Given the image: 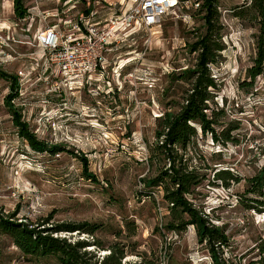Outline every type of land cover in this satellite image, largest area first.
Masks as SVG:
<instances>
[{
  "label": "rangeland",
  "instance_id": "rangeland-1",
  "mask_svg": "<svg viewBox=\"0 0 264 264\" xmlns=\"http://www.w3.org/2000/svg\"><path fill=\"white\" fill-rule=\"evenodd\" d=\"M87 1L23 0L32 19L29 36L50 26L66 33V26L85 9L96 14L94 21H103L134 2ZM188 1H179L157 29L137 30L108 49L104 54L107 78L100 85L108 82L103 90H110V94L92 96L86 88L68 91L61 88L53 69L44 72L39 67L30 81L14 88L15 99L9 103L37 141L64 149L57 154L37 153L17 135L4 104L11 92L10 83L0 80L1 213L16 214L15 219L22 222L50 219L43 225L46 228L95 225L98 229L92 236L78 232L53 236L70 242L88 240L85 250L100 260L114 247L124 252L121 264H138L141 255L156 264H206L201 261L210 254L206 243L197 241L194 227L178 235L161 231L168 215L167 204L160 191L145 190L141 183L156 172L157 164L147 162V145L155 141L156 120L164 111L176 110L188 89L172 74L194 64L196 55L190 54L187 46L195 40L194 32H203L202 16L194 7L203 0ZM248 5L249 0H217L222 28L219 39L224 49L217 62L208 67L217 85L210 89L213 103L209 104L217 112V134L222 140L228 134L232 141L214 143L210 135L203 137L197 128L194 147L177 152L183 168H195L199 174L200 184L188 198L199 211L210 213L209 222L223 229L228 244L216 249L229 264H252L264 258L258 249L264 241V208L260 212L249 210L254 204L251 200L258 198L245 194L247 179L264 167V67L255 79L248 77L257 55V23L249 15L245 20L235 16ZM15 20L13 0H0V22L10 26ZM18 34L25 35L21 30ZM17 52L21 57L6 65L1 62L10 59L0 55V71L15 76L17 70L26 71L30 65L42 63L37 47L22 45ZM81 157L87 160L85 172L97 182L84 176ZM222 170H228L237 181H225L228 186L218 181L213 174ZM94 241L103 248H97ZM0 264L57 262L53 258H25L11 240L0 237Z\"/></svg>",
  "mask_w": 264,
  "mask_h": 264
},
{
  "label": "trees",
  "instance_id": "trees-1",
  "mask_svg": "<svg viewBox=\"0 0 264 264\" xmlns=\"http://www.w3.org/2000/svg\"><path fill=\"white\" fill-rule=\"evenodd\" d=\"M79 1L88 4L87 0ZM178 1L185 2L187 0ZM197 4V14L202 16L201 20L204 24L203 32H194L193 39L195 40L187 46L189 53L196 55L195 62L192 66L180 70L179 73L172 74L178 83L186 85L188 89L184 91L182 102L179 103L176 110L173 112L166 110L157 118L154 130L155 141L147 145L150 152L147 162L152 165L153 163L157 164L156 172L152 176H146L141 183L145 190L160 191L163 201L167 204L168 215L161 231L178 235L187 227L192 226L195 228L197 241L200 244L206 243L212 264H229L221 259V253L216 249L228 244V238L223 229L209 222L210 213L205 215L199 211L188 198L194 194V189L200 184L199 174L195 168L191 170L183 168L181 158L177 153L178 149L185 153L195 144L198 137L197 128L203 137L210 135V139L214 143L225 144L232 141L228 134L224 140L220 139L216 130L217 112L212 110L209 105L213 103V94L210 89H216L217 85L211 77L207 65L216 63L220 55L219 52L224 49L219 39L222 28L218 24L217 0H203L202 4L199 2ZM90 13L88 8L81 11L80 15L89 16ZM13 14L16 19L27 15L23 0H13ZM235 16L242 20L248 16L257 23V34L254 36L257 55L254 65L248 70V77L255 79L262 74L264 67V0H249L248 7L245 10H239ZM0 80L10 83L11 92L6 96L4 104L9 109L11 120L17 129V135L22 140H26L29 147L37 153L48 152L54 155L63 151L64 149L59 145L48 147L44 141H37L35 135L29 131L27 123L21 120L19 111L9 103L17 85L15 76H9L0 71ZM207 111H211V114L207 115ZM80 161L84 168V176L97 182L93 175L85 172L88 168L86 157H81ZM161 163L164 165L161 166ZM167 164L168 167H166ZM213 176L220 182L237 181V178L231 176L228 170L217 171ZM263 181L264 167L255 176L247 179L245 194H254L258 198L251 200L254 204L250 205L249 210L260 212L264 208ZM225 185L228 186L229 183L225 182ZM15 216L16 214L4 215L0 212V237L11 240L25 258L29 257L34 260L53 258L57 264H121L125 258L123 250L110 247L109 254L100 260L93 252L85 250L90 243L88 240L70 242L66 238L53 236L60 232L87 233L92 236L98 229L95 225L88 223L81 225L58 224L55 227L46 228L43 225L50 219L40 223H31L27 220L25 222L17 221ZM93 243L97 248H103L98 241ZM258 249L261 254H264V241L260 242ZM141 256L142 260L138 264H156L155 260L147 259L144 255ZM252 264H264V258H260Z\"/></svg>",
  "mask_w": 264,
  "mask_h": 264
},
{
  "label": "built area",
  "instance_id": "built-area-1",
  "mask_svg": "<svg viewBox=\"0 0 264 264\" xmlns=\"http://www.w3.org/2000/svg\"><path fill=\"white\" fill-rule=\"evenodd\" d=\"M188 2L187 0L184 4ZM178 5V0H134L124 11L114 13L103 21H94L96 14L91 12L89 16H77L74 23L66 26V33L50 26L45 30L39 28L31 37L29 21L32 19L26 15L5 28L0 25V55L4 59H10L9 62L5 60L1 64L6 65L21 57L17 49L22 45L31 49L37 47L42 63L36 64L35 67L30 65L26 71L17 70V88H20L23 82L30 81L32 73L39 67L44 72L53 69L58 74L61 88L68 91H81L86 88L92 96L98 97L100 93L108 95L110 90H103L108 82L100 85V82L107 78L104 54L113 44L122 42L137 30L151 32L157 29L161 26L163 18L174 12ZM194 7H198L197 2ZM20 30L25 35L19 37ZM18 91L20 90L15 92ZM14 99L11 98L10 103ZM204 261L206 264H212L210 257H205L201 262Z\"/></svg>",
  "mask_w": 264,
  "mask_h": 264
},
{
  "label": "crops",
  "instance_id": "crops-1",
  "mask_svg": "<svg viewBox=\"0 0 264 264\" xmlns=\"http://www.w3.org/2000/svg\"><path fill=\"white\" fill-rule=\"evenodd\" d=\"M0 25H1L2 27H4V28L6 27L5 22H4V23L0 22ZM20 48H22V47H20ZM20 48H19V49H20Z\"/></svg>",
  "mask_w": 264,
  "mask_h": 264
}]
</instances>
